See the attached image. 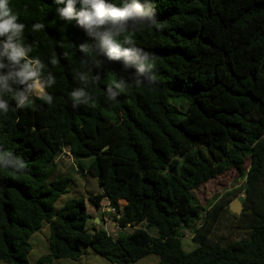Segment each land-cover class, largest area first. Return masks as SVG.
<instances>
[{
  "label": "trees",
  "instance_id": "trees-1",
  "mask_svg": "<svg viewBox=\"0 0 264 264\" xmlns=\"http://www.w3.org/2000/svg\"><path fill=\"white\" fill-rule=\"evenodd\" d=\"M13 3L24 23L45 24L26 32L34 54L47 62L55 53L58 64L49 65L52 105L37 101L0 117V262L30 264V240L48 226L49 254L36 264L78 261L85 248L111 264L149 255L158 264H264V0H155L157 26L135 42L155 58L156 85L126 89L108 107L102 84L89 82L97 102L78 109L67 93L81 70L74 45L85 34L54 23L53 0ZM95 72L102 81L125 75L120 61L104 60ZM68 147L77 173L102 189L88 201L101 209L106 199L115 210L116 236L88 227L85 198L56 208L73 182L58 171ZM232 170L247 177L250 233L213 242L230 197L206 209L196 192ZM183 230L194 231L192 252Z\"/></svg>",
  "mask_w": 264,
  "mask_h": 264
},
{
  "label": "clouds",
  "instance_id": "clouds-1",
  "mask_svg": "<svg viewBox=\"0 0 264 264\" xmlns=\"http://www.w3.org/2000/svg\"><path fill=\"white\" fill-rule=\"evenodd\" d=\"M53 4L58 6L54 23L74 24L87 38L74 45L81 54V70L73 73L76 86L67 93L73 109L97 102L89 82L92 87L102 84L103 103L108 107L117 103L126 89L156 85L155 58L135 42L136 36L157 26L155 0H53ZM44 28L41 22L24 23L13 0H0V117L35 106L37 101L53 103L46 89L56 83L49 67L58 64L56 55L43 61L34 54V44L26 36V32L35 34ZM104 60L122 62L125 75L115 72L114 79L102 81L95 70L104 68Z\"/></svg>",
  "mask_w": 264,
  "mask_h": 264
},
{
  "label": "rangeland",
  "instance_id": "rangeland-1",
  "mask_svg": "<svg viewBox=\"0 0 264 264\" xmlns=\"http://www.w3.org/2000/svg\"><path fill=\"white\" fill-rule=\"evenodd\" d=\"M174 100H170V105L177 108L179 111V104L173 103ZM59 163V173L61 174H70L73 177V182L69 187L71 191L69 194L63 197L57 203V209H60L64 206L67 200L73 198H85L86 206L88 213L91 217L97 216L100 220L103 218L102 223L99 224L98 220H93V218L89 221L88 227L91 228L95 225L97 228L105 229L111 235H117L119 233V228L114 222L113 215L109 214L107 209V202H102L101 209H98L92 203L88 201L89 196L98 195L102 193V189L98 184V181L89 176V175H81L77 173L76 165L73 163V158H68L66 156ZM73 165V169H71V165ZM82 164L88 165V160H82ZM247 177H242L236 171H229L227 174L217 178L216 180L208 183L204 187H202L199 191L196 192L197 197L199 198L200 203L206 207V209H211L213 206L218 203L221 197L226 193L229 196V202L225 205L224 212L221 215V218L217 225L215 226L213 233L211 235V241L213 242H231L237 239H241L247 237L250 233V227L252 223V218L249 213L244 209L241 211L239 216L234 215L230 211V204L234 200H239L242 204L244 200L247 198V194L245 191V184ZM243 214L244 217H242ZM103 215V216H102ZM184 238L182 240L183 248L187 253L192 252L197 244L194 242V231L192 230H183L181 231ZM49 237L50 230L48 226H45L41 231L36 233L30 240L32 245V252L29 255V263L36 264L39 259L47 254H49ZM85 255L78 261L71 260H59L55 261L53 264H111L104 258L97 255L90 248H85ZM159 257L157 255H149L144 259L140 260L136 264H158ZM0 264H4L0 262Z\"/></svg>",
  "mask_w": 264,
  "mask_h": 264
},
{
  "label": "water",
  "instance_id": "water-1",
  "mask_svg": "<svg viewBox=\"0 0 264 264\" xmlns=\"http://www.w3.org/2000/svg\"><path fill=\"white\" fill-rule=\"evenodd\" d=\"M105 149H109V147L107 146ZM243 209H244V205L239 200H234L230 204V211L236 216H239Z\"/></svg>",
  "mask_w": 264,
  "mask_h": 264
},
{
  "label": "built area",
  "instance_id": "built-area-1",
  "mask_svg": "<svg viewBox=\"0 0 264 264\" xmlns=\"http://www.w3.org/2000/svg\"><path fill=\"white\" fill-rule=\"evenodd\" d=\"M66 156H68V158H71V157H72V156H71V149H70L69 147L66 148V149H64L63 154H62V156H61V159L65 158ZM106 211H107L108 213H114V212H115V210L111 207V205H110L109 202H108V204H107V209H106Z\"/></svg>",
  "mask_w": 264,
  "mask_h": 264
},
{
  "label": "crops",
  "instance_id": "crops-1",
  "mask_svg": "<svg viewBox=\"0 0 264 264\" xmlns=\"http://www.w3.org/2000/svg\"><path fill=\"white\" fill-rule=\"evenodd\" d=\"M103 202H105V203L107 202V204H108V201H107L106 199H105ZM124 205H125L124 203H121V206H122V207H123ZM101 210H102V208H101ZM102 216H103V215H102ZM92 218H93L94 221H95V220H98V221H99V224L102 223V221H103V218L100 220L97 216H95V217L93 216ZM106 231H107V230H106Z\"/></svg>",
  "mask_w": 264,
  "mask_h": 264
}]
</instances>
